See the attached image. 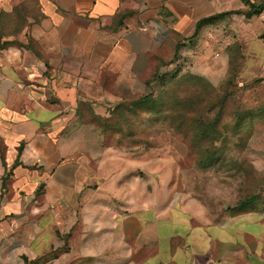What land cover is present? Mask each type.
<instances>
[{"label":"crops","instance_id":"crops-1","mask_svg":"<svg viewBox=\"0 0 264 264\" xmlns=\"http://www.w3.org/2000/svg\"><path fill=\"white\" fill-rule=\"evenodd\" d=\"M248 11L242 0H0V264H264V200L217 217L185 201L182 138L151 141L165 123L133 114L148 82L184 59L201 76L238 65L264 80V9Z\"/></svg>","mask_w":264,"mask_h":264},{"label":"rangeland","instance_id":"rangeland-1","mask_svg":"<svg viewBox=\"0 0 264 264\" xmlns=\"http://www.w3.org/2000/svg\"><path fill=\"white\" fill-rule=\"evenodd\" d=\"M223 72L174 90L177 114L169 126L181 124L182 141L169 129L151 135L180 141L177 191L212 217L251 197L264 200V81L242 66Z\"/></svg>","mask_w":264,"mask_h":264},{"label":"trees","instance_id":"trees-1","mask_svg":"<svg viewBox=\"0 0 264 264\" xmlns=\"http://www.w3.org/2000/svg\"><path fill=\"white\" fill-rule=\"evenodd\" d=\"M242 2L250 7V11L245 13L246 18H250L253 15L260 14L262 10L264 9V6L255 7L252 3H250L249 0H242ZM230 14H240V12H232V13H225L220 15H215L209 18L202 19L197 22L195 26V30L192 37H195L197 35V32L202 28L203 26L210 24L217 19L227 16ZM183 44H178L176 46V51L174 54V57L172 61H170V64H174L178 60V50L183 47ZM186 63V59L183 60V66L176 65L170 72H164L157 74L154 76V78L148 82V85L152 84V92L148 94V96L139 99L134 103L135 108H137L134 111V116L138 117L139 114L136 112L138 109H145L147 118L152 121H163L166 125V131L172 130L174 135H181L183 133L180 132L179 129H181V124L176 123L173 128L169 126L171 121L176 120V114H177V108L176 103L177 100L174 97V90L176 89L177 85H181L182 82L184 83H192L196 80H199L200 76L199 74H195L191 72V64ZM238 66V65H235ZM183 67H189V68H183ZM181 74L179 78H176V75ZM264 81L263 79H261ZM171 102V104H170ZM175 105V106H174ZM131 117V115H130ZM157 131V130H155ZM154 131V132H155ZM201 134H204L203 136H207V133L203 131ZM258 199V197H251L247 200L241 201L237 203L234 207H232L231 210L233 212L239 211L248 204L252 203L254 200Z\"/></svg>","mask_w":264,"mask_h":264}]
</instances>
